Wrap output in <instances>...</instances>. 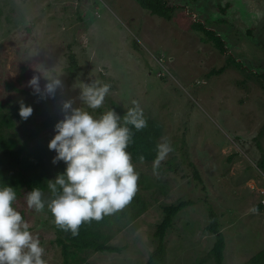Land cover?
Wrapping results in <instances>:
<instances>
[{
  "label": "rangeland",
  "instance_id": "obj_1",
  "mask_svg": "<svg viewBox=\"0 0 264 264\" xmlns=\"http://www.w3.org/2000/svg\"><path fill=\"white\" fill-rule=\"evenodd\" d=\"M171 18L152 15L137 0H0V102L11 112L21 101L42 106L26 127L14 117V134L23 140L36 121L56 114L62 119L61 98L46 104L32 95L28 81L40 76L43 90L48 75L38 68L63 72V87L73 107L94 117L133 101L165 125L162 143L171 151L158 164L142 163L137 188L148 209L122 226L111 243L121 252L90 254L91 264H145L157 242L152 234L163 218L162 205L193 199L167 231L165 264H215L209 256L215 235L208 223L205 198L220 214L227 245L224 264H242L264 250V0H166ZM204 21L220 35L221 52L192 25ZM251 31V34L249 33ZM80 69L71 76L69 53ZM231 54L249 70L228 65ZM226 66L220 74L213 69ZM261 75V74H260ZM12 82L27 93L8 88ZM111 85L104 103L87 108L79 98L83 83ZM26 130V131H25ZM55 135V129L46 133ZM36 143V142H35ZM34 144V142H32ZM193 161L202 181L193 177ZM175 165L177 169H169ZM23 190L15 208L40 239L47 264H63L54 242L53 221L45 212L30 209Z\"/></svg>",
  "mask_w": 264,
  "mask_h": 264
},
{
  "label": "clouds",
  "instance_id": "obj_2",
  "mask_svg": "<svg viewBox=\"0 0 264 264\" xmlns=\"http://www.w3.org/2000/svg\"><path fill=\"white\" fill-rule=\"evenodd\" d=\"M38 68L47 72L43 90L40 76L33 75L28 85L35 93L55 96L63 87L60 76L63 72ZM111 85L95 82L83 83L79 98L87 108L97 109L105 100ZM121 116L114 109L94 117L84 107H73L71 99L62 103L64 116L55 125V135L48 143L56 155L55 164L63 161L64 171L48 180L53 198L44 199L41 188L33 187L26 193L27 206L37 212L45 207L54 216V223L73 235L84 222L100 220L104 215L124 208L137 189L139 173L135 171L131 153L127 151L132 142V130L147 126L143 109L137 101ZM33 113L30 105L20 102L19 115L27 119ZM156 164L162 160L171 146L167 142L157 146ZM17 199L15 188L0 183V264H47L43 258L45 249L40 239L30 230V225L14 207Z\"/></svg>",
  "mask_w": 264,
  "mask_h": 264
},
{
  "label": "trees",
  "instance_id": "obj_3",
  "mask_svg": "<svg viewBox=\"0 0 264 264\" xmlns=\"http://www.w3.org/2000/svg\"><path fill=\"white\" fill-rule=\"evenodd\" d=\"M140 6L152 15L163 18H171V7H168L166 0H137ZM1 14V10H0ZM194 28L204 33L203 40L212 42L221 52H226V46L223 38L214 30L207 27L204 21L194 20ZM251 34V31L249 30ZM70 65L73 68L71 76H76L80 65L76 54L73 51L69 53ZM227 66L234 65L239 69L249 70L241 61L237 60L233 55L229 54L227 58ZM226 69V66L213 69V74H220ZM250 76H258L264 78V73L248 72ZM8 88L18 90L21 93H27L23 88L16 87L12 82L6 83ZM32 95H36L51 105L52 102L61 98L67 100L69 91L61 93L56 92L55 96H44L29 91ZM25 105H30L29 101H23ZM20 102L12 107L11 112H4V105L0 102V183L7 184L15 188L17 199H20L23 190L31 191L33 187L41 188L44 193V199L50 200L53 195L48 188V180L54 179L58 174L62 173L66 167L65 162L59 161L52 163V158L56 155L54 150H49L48 143L52 139L46 133L54 128L55 123L60 120L56 114L47 116V118L36 121L33 130L26 131L25 138L20 140L13 129L16 126L14 117L18 119L23 126L33 120L35 115L42 114L43 107L33 108V113L26 120L19 115ZM132 107V106H131ZM130 108V107H129ZM117 113L123 116L127 109L116 106ZM103 113V111H101ZM144 112V111H143ZM147 120V126L137 131L133 126L129 125L132 130V142L128 145L127 151L131 153L133 165L142 163L152 164L157 160L158 144L162 143L165 132L164 123L156 116L144 112ZM34 142V144H32ZM36 142V143H35ZM188 152L185 151V156ZM189 160V157L186 156ZM193 167V177L199 182L202 181L199 169L193 163L188 161ZM175 165H169V169L176 170ZM259 167L264 168V158L259 160ZM149 185L137 188L131 201L122 209L111 214L104 215L100 220H91L80 225L78 233L73 235L70 231H65L53 223L55 229L54 242L60 247L63 264H91L89 261L90 254L95 252H121L123 247L111 243L115 234L121 231L122 226L129 225L137 220L149 206L148 199L144 196L142 189L145 191ZM14 202V207L16 204ZM205 204L208 212V223L204 230L215 235V241L209 251V256L214 260L215 264H224L225 249L227 245L225 234L222 231V222L220 214L214 209L213 205L205 198ZM193 199L180 200L176 203L162 205L163 218L156 225L153 231V238L156 240V247L150 252L145 264H165L167 247L165 237L167 231L173 228L177 215L185 208L193 205ZM258 210L264 209V203L261 201L256 204ZM45 212L50 220L54 222V216L51 211L45 207ZM23 216V214H22ZM242 264H264V250H260L247 261Z\"/></svg>",
  "mask_w": 264,
  "mask_h": 264
}]
</instances>
